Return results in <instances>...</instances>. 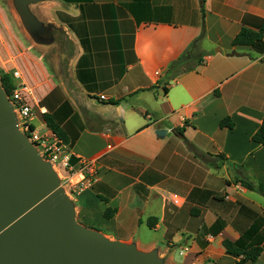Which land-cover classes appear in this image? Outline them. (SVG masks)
Here are the masks:
<instances>
[{"label": "crops", "instance_id": "0c3cea01", "mask_svg": "<svg viewBox=\"0 0 264 264\" xmlns=\"http://www.w3.org/2000/svg\"><path fill=\"white\" fill-rule=\"evenodd\" d=\"M33 5L67 43L64 77L45 59L50 38L26 45L1 5L0 65L31 89L37 132H52V116L73 164L95 162L98 181L69 195L76 221L97 230L100 218L97 231L162 264H245L223 242L254 225L250 243L264 248V196L237 183L264 184V146L252 140L264 120V39L232 44L259 29L264 0H41L28 10L43 30ZM202 34L203 64L169 72Z\"/></svg>", "mask_w": 264, "mask_h": 264}, {"label": "water", "instance_id": "95a60500", "mask_svg": "<svg viewBox=\"0 0 264 264\" xmlns=\"http://www.w3.org/2000/svg\"><path fill=\"white\" fill-rule=\"evenodd\" d=\"M18 0L34 37L28 5ZM167 131L156 134L164 137ZM156 253L107 238L75 218L73 202L52 165L18 128L13 106L0 86V264H162Z\"/></svg>", "mask_w": 264, "mask_h": 264}, {"label": "trees", "instance_id": "16d2710c", "mask_svg": "<svg viewBox=\"0 0 264 264\" xmlns=\"http://www.w3.org/2000/svg\"><path fill=\"white\" fill-rule=\"evenodd\" d=\"M204 34H202L197 40H195L188 49L183 53V55L169 67V72L175 74V76L181 71H193L197 66L203 64L202 54L199 52L201 43L204 41ZM264 39V20L262 21L259 29L257 31L243 29L233 40V46H248V47H260ZM199 60V61H198ZM197 62V64H195ZM1 87L4 90L6 96L10 97L14 89L16 88V83L10 73H2L1 75ZM154 89V88H152ZM218 94V93H217ZM118 101H115L113 104H118ZM44 120L47 127L65 144V136L60 128V126L55 122L54 118L48 114L44 115ZM221 128H234V123L230 118H225L220 122ZM252 140L259 146H264V120L258 129V131L253 135ZM221 159H224V156H218ZM209 165L213 163L207 161ZM237 183L246 187L251 191H256L261 193L264 196V184H254L249 180L239 179ZM101 198V197H100ZM102 201L107 202L106 199L102 198ZM115 214V210L108 208L105 211V218L107 220L112 219ZM153 227V226H151ZM257 232V225L251 227L247 232H245L242 237L236 241L231 242L225 240L223 246L226 249L228 255L234 258H242V261L245 264H257L259 259L264 251V248L261 246H256L250 243L254 235Z\"/></svg>", "mask_w": 264, "mask_h": 264}, {"label": "built area", "instance_id": "2783aa9c", "mask_svg": "<svg viewBox=\"0 0 264 264\" xmlns=\"http://www.w3.org/2000/svg\"><path fill=\"white\" fill-rule=\"evenodd\" d=\"M15 76L17 77V75ZM7 98L13 106L20 132L28 138L41 158L59 172L61 187L65 188L66 193L69 195L79 194L93 187L98 181L95 162L87 160L78 166L74 165L68 147L53 132L41 134L33 127L36 110L32 104L34 100L31 89L25 84L19 85ZM101 99L104 100L105 97L102 96ZM75 177L80 179L74 183ZM175 202L177 203V201Z\"/></svg>", "mask_w": 264, "mask_h": 264}, {"label": "rangeland", "instance_id": "374dc122", "mask_svg": "<svg viewBox=\"0 0 264 264\" xmlns=\"http://www.w3.org/2000/svg\"><path fill=\"white\" fill-rule=\"evenodd\" d=\"M0 5L1 7H3L4 12H8L9 20L11 21V23L13 22L14 27H15V33L19 36V39L20 40L23 39L22 41H25L26 45L38 46L35 43L36 40H34V38L31 37V35L29 34V32L27 31L25 27L22 16L20 14L22 5L20 6V3H18V0H0ZM12 11H13V15L11 13ZM31 11L33 14L36 15V17L39 18V20L43 22L44 27H46L43 30H40L39 25L32 24V31L34 32V37L39 38V39L41 38L44 39V37L46 36L47 38H50L53 44L45 47L47 49H42L43 53L45 54V59L48 61L49 65H51L50 68L52 69L53 73H56V76L64 77V66L61 61V54L63 53V46H65L67 43L63 35L59 32V30L56 27H53L51 24L47 23V20L42 15V10L40 9V5L31 6ZM54 60H57L56 61L57 66L56 64H53ZM2 73H10V72H7V70H5L3 66L0 65V79H1ZM0 86H1V81H0ZM55 172L58 178L61 180V175L59 174V172H57V170H55ZM62 188L65 190L64 187ZM66 194L69 197V194L68 193ZM96 220L97 221L94 222L96 225H94L93 227H95V229L97 230L101 229L102 231H105L106 229L100 225L101 219L97 218ZM180 248L181 247L178 246L175 250V257L178 260L183 259V256L180 255V251H181ZM182 249H184V247Z\"/></svg>", "mask_w": 264, "mask_h": 264}]
</instances>
